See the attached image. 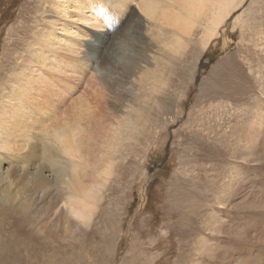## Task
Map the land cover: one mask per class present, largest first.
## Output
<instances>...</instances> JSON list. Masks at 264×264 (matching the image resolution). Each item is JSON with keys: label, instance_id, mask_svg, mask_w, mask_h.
<instances>
[{"label": "rangeland", "instance_id": "rangeland-1", "mask_svg": "<svg viewBox=\"0 0 264 264\" xmlns=\"http://www.w3.org/2000/svg\"><path fill=\"white\" fill-rule=\"evenodd\" d=\"M46 1L55 6L59 0H0V78L4 77L0 82L26 68L27 65L21 66L19 55L31 60L36 54L38 47L32 48L29 41L38 30L37 24H42L39 8ZM225 1L215 0V5L201 16L202 22L193 36L182 39V46L174 50L164 48L155 66H150L144 75L145 81L128 71L131 59L148 47L154 50L160 47L148 35L150 30L145 35L143 25L150 24V17L143 18L138 9L132 14V22L114 40L115 51L102 60V70L117 78L114 82L106 78L102 87L109 94L110 110L106 116L121 120L130 114V121L115 126L118 152L110 158H113L112 173L97 184L96 202L89 199L93 207L91 219L80 223L68 215L66 200L74 193L73 187L65 190L62 186L66 185L54 178L49 187L55 209L50 211L49 218L46 210L27 218L30 227L40 230L44 237V242L38 243L41 251L20 254L0 251V264H237L244 255L254 253L250 248L260 243V234H253L246 225L249 227V221L259 223L264 217V144L256 150L245 147L251 152L235 149L253 108L264 104V0H244L237 8H231L232 12L220 25V35L229 31L227 41L210 55L209 47L204 52L203 40L210 33L212 12ZM76 12L69 13L74 17ZM138 23L141 29L134 28ZM68 29L75 34L72 28ZM135 31L141 33L139 38ZM76 38L73 36L65 44L73 47ZM191 67L195 72L192 77L188 73ZM213 77L221 85L217 98L211 97L213 92L206 84ZM100 81L99 77L88 76L84 86L68 96L61 108L64 111L56 109L52 120L46 123L55 134L48 138V143L57 162L71 165L72 157L62 152V146L74 138L69 135L62 142L56 136L57 129H69L79 120L78 112L88 105H84V99L93 89L101 90ZM241 84L244 89H239ZM71 119H75L73 123L69 122ZM30 133L29 141L41 146L44 138L38 134H44L42 127ZM90 133L89 129L82 131L85 136ZM8 143L26 151L17 146L25 141ZM38 150L42 156V147ZM0 151L2 157L11 161L2 167L5 174L11 172L7 180L0 181V192L4 190L2 187L8 188L18 203L22 200L17 197L21 185L17 184V174L12 169L21 164L16 153L22 152H6L2 148ZM34 163L39 165L44 159L40 157ZM79 163L84 166L86 162L81 158ZM257 164L261 169H253ZM234 166H238V172L236 169L233 172L245 178L244 182L241 179L243 187L250 188L238 190L232 207L223 208L213 201L220 194L221 184H228L226 178ZM48 171L53 177L54 171ZM85 184L81 183L84 187L90 185ZM246 193H251L250 197H242ZM25 203L33 205L32 209L35 204L36 209L43 205L38 197L35 204L32 200ZM257 213L262 215L258 217ZM30 217L37 218V222L30 221ZM218 222L223 223L224 232L215 228ZM211 227L218 233V240H213ZM247 235L248 241L242 244L246 249L234 251L236 242L240 238L245 240ZM46 241L53 250H43L42 246L48 247Z\"/></svg>", "mask_w": 264, "mask_h": 264}, {"label": "bare ground", "instance_id": "bare-ground-1", "mask_svg": "<svg viewBox=\"0 0 264 264\" xmlns=\"http://www.w3.org/2000/svg\"><path fill=\"white\" fill-rule=\"evenodd\" d=\"M242 1L244 0H226L218 6L217 11L212 12V26H209L210 33L203 40L206 44L204 45V52L209 47L207 52L211 55L215 52L217 46L227 41L229 31H225L224 36H222L223 33L220 35V25L225 16L230 14L235 7L237 8ZM64 3L66 5H62ZM214 5L215 0H59L55 6L47 3V1L41 4L39 12L43 18L42 24H37L38 30L29 41L32 48L34 46L38 47L36 54L30 57L31 60L26 59L22 54L19 55L18 58L22 60L21 62L19 60L21 66L27 65L26 68L22 67L20 73L15 74L13 72L9 74L4 82H2L3 79L0 82V148L6 152H11V150L22 152L16 153L18 155L16 159L21 164H17L18 169H12L17 174V184L21 185L20 190L17 191V197L18 200L19 197L22 200L16 203L15 194L13 195L8 188L2 187L4 190L1 191L2 193L0 192V251L20 254L23 251L39 250L38 243L44 242V237L40 230H36L34 226L33 229L30 227L27 218L29 214L37 215V211L43 212L45 210L47 212L46 218L47 216L49 218V213L55 206L52 197L53 192L49 187L54 178L66 185V187L62 186L63 189H72L71 187L74 189H72L74 193L68 195L66 200L68 215L74 217L80 223L88 222L91 219L93 207L89 199L96 202L95 200L99 196L97 184L103 183L106 176H110L112 173L110 170L113 166V158H110L118 152L115 126L118 123L127 125L130 121V114H125L121 120L106 116V112L110 110V103L107 101L109 94L102 87L106 83V78L112 82L117 78L102 70V60L108 58L110 51H115V41L123 27L132 22V14L137 13L138 9L143 18L150 17V20L148 19L150 24L143 25L145 35H147L146 31L150 30L148 35H151L157 46L160 47L156 50L153 47H148L138 57L131 59L128 71L132 75H136L138 80L145 81L144 75L150 66H155V61H158L160 52L164 51V48L174 50L176 47L182 46L184 44L182 39L193 36L194 30L202 22L201 16ZM77 10L80 13L76 12ZM70 11H75L77 15L73 14L74 17H72ZM240 18L241 16L237 17V21ZM140 24L138 23L134 28L141 29ZM68 28H72L76 35ZM135 33L139 38L141 33L139 31H135ZM73 36L77 37L74 39L77 42L73 47L68 43L65 44L66 40H73L71 39ZM152 38L150 39L153 40ZM199 53L200 50L197 51L195 56L197 57ZM192 67L188 69L190 76L195 73L192 71ZM88 76L101 79L98 83L101 85V90L95 88L87 94L84 99V105L88 104L87 108L78 112L79 120L73 126L69 129H57L56 136L62 142L64 139L67 140L69 135L74 137L62 146V152L72 157L71 165L59 163L54 159L52 147L48 143L51 136H55V134L49 128L50 125L46 123L50 121V118L52 120L53 112L56 109L64 111L61 108L65 107L68 96L76 88L84 86V81ZM247 78L249 79V77ZM219 83L214 77L206 83L207 88L213 92L212 98H217L221 94ZM239 89H244L243 85ZM4 92H7V94L4 95ZM239 92L243 93V91ZM4 96L6 99H4ZM260 111L264 112V104L253 108L244 123V128L241 129V142L235 152L237 150L242 151V149L244 152H251L246 148L252 146L253 150H256L261 147V144H264V114ZM74 120L71 119L69 122L73 123ZM87 120H91L92 123ZM81 123L83 126H81ZM38 127H42L44 132V134H38L39 137L45 139H43L41 146L33 145L29 141L32 135L31 130ZM86 129L91 131L90 135L85 136L82 134V131L85 132ZM20 141H23V143L25 141V143L17 146L26 148L25 152L23 149L15 148L8 143H18ZM242 142H244V146L241 145ZM40 147L43 149L42 156L38 154V148ZM1 153L2 151H0ZM40 157L44 159V163L35 165L34 162ZM81 158L86 162L84 166L79 163ZM9 162L11 161H7L4 156L0 155V181L8 179L7 175L11 171L5 174L2 167ZM185 162L184 160L183 163ZM237 167L231 168L232 172L226 178L228 184H221L220 194H217L213 201V203L221 205L223 208L224 206L226 208L232 207V202L237 197L238 190L244 188L248 191L250 188L243 187L242 180L245 178L239 177L238 173L235 174ZM260 167L262 166L257 164L253 166V169L256 170ZM48 170L50 172L54 171L53 177H51V173L47 174ZM234 170L235 172H233ZM211 175L216 176L213 173ZM262 177L264 180V174ZM85 182L90 183V185L85 187L81 185ZM211 187L212 189L215 188V184L212 183ZM23 194L25 195L24 199ZM249 194L246 193L242 197H250ZM28 195L30 199H28ZM37 197L43 203L42 208L36 209ZM26 200H32L36 206L35 209H32L33 205L31 206L30 203H25ZM17 211H19V214ZM257 215L259 217L262 214L257 213ZM243 219H246V217ZM30 221L37 222V218L30 217ZM248 225L249 227L246 225V228L249 231L253 230V234H260V237H258L260 243L252 245L250 250H254V253L244 255L240 258L241 260L238 259L237 264L264 262V217L262 216L259 223L249 221ZM216 227L221 230L219 232L226 230L223 223L220 222L215 225ZM215 228L211 227L210 233L213 240H218L220 237ZM248 237L250 236L247 235L245 240L240 238L239 242L241 244L237 241L238 246L234 248V251L243 252L241 249L243 247L246 249V245L242 244L248 241ZM47 246H42L43 250H53L52 245L47 243ZM55 251H58V248Z\"/></svg>", "mask_w": 264, "mask_h": 264}]
</instances>
